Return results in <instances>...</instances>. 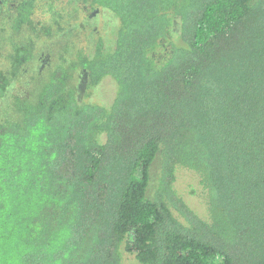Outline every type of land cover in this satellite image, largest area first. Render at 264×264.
Instances as JSON below:
<instances>
[{
  "label": "trees",
  "instance_id": "trees-1",
  "mask_svg": "<svg viewBox=\"0 0 264 264\" xmlns=\"http://www.w3.org/2000/svg\"><path fill=\"white\" fill-rule=\"evenodd\" d=\"M39 1L18 0L0 69V264H264V0H80L116 19L111 46L10 94L64 26ZM79 74L111 102L79 101Z\"/></svg>",
  "mask_w": 264,
  "mask_h": 264
},
{
  "label": "rangeland",
  "instance_id": "rangeland-1",
  "mask_svg": "<svg viewBox=\"0 0 264 264\" xmlns=\"http://www.w3.org/2000/svg\"><path fill=\"white\" fill-rule=\"evenodd\" d=\"M44 2L45 0H41L36 3V11L33 15L36 22L42 21L40 25H44L43 21H50L49 14L44 17L43 12H41ZM17 3L18 0H0V69L8 67V56L12 51L13 42L16 38L21 39L27 35L24 30L16 33L11 28L12 13ZM55 5V10L65 12L66 16L62 17L63 28H60V33L54 37L53 35L38 37L35 60L22 67L17 81H14V85V82L10 85V94H13V90L35 93L39 84L46 78L49 69L54 66V63L60 57L67 56L68 52L79 49L90 52L98 38H101L108 47L111 46L117 22L106 10L92 8L88 4H83L80 0H57ZM67 21H70L69 25L65 23ZM12 38L13 41H11ZM76 84L79 85V101H88L91 98V100L96 99L106 104L111 102L115 84L110 78H105L96 91L97 95L92 96L91 94L90 97H87L82 75H78ZM156 168L155 164L152 175H155ZM178 175L176 184L178 191L183 194L191 207L198 212L201 211L199 199L189 193L190 186L193 189L196 187L193 174L185 171ZM131 261L132 258L126 256L125 263L131 264Z\"/></svg>",
  "mask_w": 264,
  "mask_h": 264
}]
</instances>
